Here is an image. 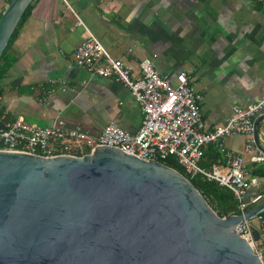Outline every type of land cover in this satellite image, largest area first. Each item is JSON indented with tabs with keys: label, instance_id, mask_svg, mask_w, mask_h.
Masks as SVG:
<instances>
[{
	"label": "crops",
	"instance_id": "0c3cea01",
	"mask_svg": "<svg viewBox=\"0 0 264 264\" xmlns=\"http://www.w3.org/2000/svg\"><path fill=\"white\" fill-rule=\"evenodd\" d=\"M6 2L0 0V14ZM88 33L133 76L143 58L171 83L184 74L200 96L206 129L224 124L233 106L263 95L264 0H33L13 42L17 61L0 80V114L36 127L77 126L91 136L108 122L134 133L140 113L129 91L73 63L72 52ZM55 80L67 87L62 91L50 83ZM256 135L264 148V119ZM245 139L228 137L222 144L240 152L248 170L264 157L255 147L243 152ZM212 148L204 147L206 155ZM258 155V162L250 160ZM255 180L245 192L248 207L254 192L264 199V180Z\"/></svg>",
	"mask_w": 264,
	"mask_h": 264
},
{
	"label": "water",
	"instance_id": "95a60500",
	"mask_svg": "<svg viewBox=\"0 0 264 264\" xmlns=\"http://www.w3.org/2000/svg\"><path fill=\"white\" fill-rule=\"evenodd\" d=\"M32 1L4 8L0 54ZM262 212L264 199L218 217L183 175L113 148L44 158L0 146V264H261L233 228Z\"/></svg>",
	"mask_w": 264,
	"mask_h": 264
},
{
	"label": "built area",
	"instance_id": "2783aa9c",
	"mask_svg": "<svg viewBox=\"0 0 264 264\" xmlns=\"http://www.w3.org/2000/svg\"><path fill=\"white\" fill-rule=\"evenodd\" d=\"M72 58L77 68L120 82L129 91L140 113L137 130L127 133L114 122H108L95 136H90L59 126L36 127L21 118L7 120L0 114V146L44 158L78 157V154L90 153L94 147L113 148L148 161L159 162L172 157L185 174L200 175L228 189L237 201L240 213L245 210L248 204L243 203V196L256 180L248 176L241 153L225 148L222 140L243 135L246 139L242 151L254 149L253 121L264 114V92L255 103L233 106L221 126L206 129L199 111L200 96L184 74L176 75L175 83H171L143 58L136 62L138 74L133 76L124 62L113 59L89 33L87 39L74 49ZM50 83H57L62 91L67 87L62 80ZM38 102H45V93ZM209 144L216 146L220 159L205 169L199 161L202 149ZM260 158L258 155L250 160L258 162ZM260 199L255 196L250 204L254 205ZM253 220L255 226L251 224L252 220L242 221L233 231L264 264V220L259 215ZM251 226L257 232L256 239L252 236Z\"/></svg>",
	"mask_w": 264,
	"mask_h": 264
},
{
	"label": "trees",
	"instance_id": "16d2710c",
	"mask_svg": "<svg viewBox=\"0 0 264 264\" xmlns=\"http://www.w3.org/2000/svg\"><path fill=\"white\" fill-rule=\"evenodd\" d=\"M10 0H7L6 5ZM263 0H256L257 5H260ZM32 3V2H31ZM31 3L26 7L23 14L21 15L19 21L14 27L9 39L4 47L2 53L0 54V80L6 75L8 70L16 63L17 54L13 50V42L17 37L19 29L22 27L25 20L28 18ZM6 7V6H5ZM2 14V13H1ZM0 14V16H1ZM1 94V87H0ZM214 145V144H213ZM80 154H78L79 156ZM220 159L218 150L212 148L209 153L204 152L202 149V155L199 161V165L202 168L208 169L211 164L217 162ZM164 166H167L179 174L183 175L188 182L199 192V194L204 198L210 208L217 214L218 217H224L229 215H238L240 213L238 209V203L233 197L232 193L225 187L217 185L214 181H208L200 175L189 176L185 174L182 168L176 163L174 158L167 157L164 160L159 161ZM256 163V162H255ZM249 177L255 179L264 180V160L258 164H252V166L246 170ZM248 207L246 205L245 209ZM250 207V206H249ZM259 216L264 220V212L259 214Z\"/></svg>",
	"mask_w": 264,
	"mask_h": 264
},
{
	"label": "rangeland",
	"instance_id": "374dc122",
	"mask_svg": "<svg viewBox=\"0 0 264 264\" xmlns=\"http://www.w3.org/2000/svg\"><path fill=\"white\" fill-rule=\"evenodd\" d=\"M251 224H252L253 226H255V225H256L255 220H252V221H251Z\"/></svg>",
	"mask_w": 264,
	"mask_h": 264
}]
</instances>
